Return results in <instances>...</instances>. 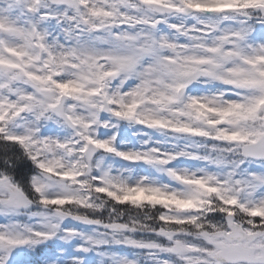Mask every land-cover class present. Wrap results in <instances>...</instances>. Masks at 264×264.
<instances>
[{
    "label": "snow or ice",
    "instance_id": "snow-or-ice-1",
    "mask_svg": "<svg viewBox=\"0 0 264 264\" xmlns=\"http://www.w3.org/2000/svg\"><path fill=\"white\" fill-rule=\"evenodd\" d=\"M0 264H264V0H0Z\"/></svg>",
    "mask_w": 264,
    "mask_h": 264
}]
</instances>
